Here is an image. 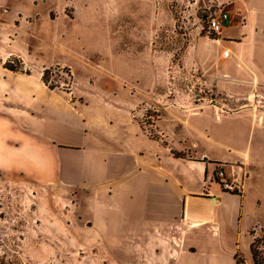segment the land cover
Segmentation results:
<instances>
[{"label":"rangeland","instance_id":"1","mask_svg":"<svg viewBox=\"0 0 264 264\" xmlns=\"http://www.w3.org/2000/svg\"><path fill=\"white\" fill-rule=\"evenodd\" d=\"M220 9L227 11L228 5L218 0H0V47H40L46 63L63 58L57 46L104 47L87 66L69 57L70 66H47L45 92L76 108H131L129 115L155 138L160 137L158 123L166 127L169 115L178 120L184 110L203 109L222 114L208 123L211 131L223 130L216 137L230 147L218 152L245 159L247 171L238 180L253 174L252 192L259 193L264 187V63L239 66L221 56L228 48L206 23ZM140 56L141 77L108 65L112 61L119 68ZM7 60L29 72L14 54L0 58V69ZM17 104L0 98V108ZM173 127L178 131L177 124ZM172 152L191 153L186 148ZM220 168L227 174L230 164ZM75 192L0 169V264H163L153 252H143L148 245L119 219L106 226L95 202L76 206ZM253 215L235 264H251L249 243L264 231V194Z\"/></svg>","mask_w":264,"mask_h":264},{"label":"crops","instance_id":"2","mask_svg":"<svg viewBox=\"0 0 264 264\" xmlns=\"http://www.w3.org/2000/svg\"><path fill=\"white\" fill-rule=\"evenodd\" d=\"M218 1L228 5L230 15L217 39L230 50L228 58L239 66L264 63V0ZM56 50L63 58L46 63L40 47H0V58L14 54L29 70L0 69V98L19 103L0 108V169L72 187L76 206L95 202L106 226L119 219L121 227L148 245L143 252H153L163 264H235L264 187L253 193L249 174L241 189H222L216 174L223 162L230 164L229 178L231 170L242 178L248 167L245 159L218 152L230 147L216 137L223 130L211 131L208 123L222 114L184 110L174 121L169 115L166 127L158 123L160 137L155 138L129 115L131 108L65 105L45 92L42 69L72 65L65 57L87 66L104 47L71 44ZM142 58L119 68L112 61L108 65L141 77ZM226 140L232 141L231 134ZM175 148L191 153L176 156Z\"/></svg>","mask_w":264,"mask_h":264},{"label":"built area","instance_id":"3","mask_svg":"<svg viewBox=\"0 0 264 264\" xmlns=\"http://www.w3.org/2000/svg\"><path fill=\"white\" fill-rule=\"evenodd\" d=\"M230 20V15L227 11H222L221 9L215 13L214 15L210 14L206 18V23H207V28L209 32H214V33H220L222 29V24L225 21ZM230 55V50L225 49L221 52L222 57H228ZM216 176L221 180L220 184L222 189L224 190H238L241 189V182L238 180L236 176H234L233 170H231V177H227L224 173L223 170L218 169Z\"/></svg>","mask_w":264,"mask_h":264},{"label":"trees","instance_id":"4","mask_svg":"<svg viewBox=\"0 0 264 264\" xmlns=\"http://www.w3.org/2000/svg\"><path fill=\"white\" fill-rule=\"evenodd\" d=\"M4 67L11 71H19V69L11 65L10 60L4 62ZM63 69L70 76L69 69L65 67H63ZM49 71L50 68H45L42 73L41 78L45 84L47 82L46 75L49 73ZM248 250L250 254L251 264H264V231L260 235L252 238L251 242L249 243Z\"/></svg>","mask_w":264,"mask_h":264}]
</instances>
